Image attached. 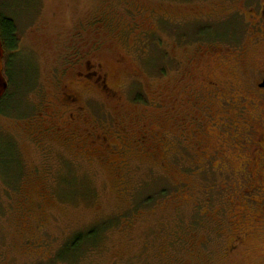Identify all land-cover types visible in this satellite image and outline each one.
Returning a JSON list of instances; mask_svg holds the SVG:
<instances>
[{
  "label": "rangeland",
  "instance_id": "rangeland-1",
  "mask_svg": "<svg viewBox=\"0 0 264 264\" xmlns=\"http://www.w3.org/2000/svg\"><path fill=\"white\" fill-rule=\"evenodd\" d=\"M261 8L264 0H0L22 66V89L0 113V264H264V161L231 159L219 172L215 157L205 170L181 138L197 95L228 118L202 81L239 90L245 76L234 68L264 63ZM235 90L224 98H246ZM214 122L205 129L220 138ZM215 137L206 151L220 149ZM93 228L97 241L59 259ZM231 242L241 245L227 256Z\"/></svg>",
  "mask_w": 264,
  "mask_h": 264
},
{
  "label": "flooded vegetation",
  "instance_id": "flooded-vegetation-1",
  "mask_svg": "<svg viewBox=\"0 0 264 264\" xmlns=\"http://www.w3.org/2000/svg\"><path fill=\"white\" fill-rule=\"evenodd\" d=\"M262 8L260 9L259 20L262 21L263 27L262 29L259 28V31L262 34L263 42L261 48L264 51V9L262 10ZM235 72H238V75L243 72L242 76H245V79L240 81L239 90H235L233 81L201 82L202 88L205 86V90L213 103L212 105L217 107V102L220 101L218 105L228 115V118H225L223 121L220 117L216 118L211 108L203 105L202 98L199 95L188 101L186 106L190 108L186 114V119L189 121V125L193 126V129L188 131L184 127L181 128V138L186 142V147H189L187 149L193 151L192 156H195V158L200 157L205 170L208 167H211V169L215 168L213 166L215 157L220 158L217 160L219 161V163H217L219 172H225V167L229 165V162H233L231 159L245 161L244 159L247 158L248 161L253 164H256L258 161H264V63L250 64V62H247L245 66L239 69L235 67L234 73ZM234 90L244 91L246 98L241 97L242 95L238 97L239 101H235V99L228 101L231 98H236L233 96L224 98L225 94L233 93ZM42 115L43 113L41 112V114H39V116H41L40 121ZM214 118V125L213 123L211 125L216 127V129L218 128V136H222L220 138L215 137L214 134L210 135L208 129H205V123L209 122L208 124H210ZM72 119L74 120V117H72ZM225 128H229L226 133L222 132V129ZM214 130V128L209 129L210 132H214ZM212 137L218 140V147H220V149H210V151H206L209 149L205 147L206 143H210L209 140H211ZM95 138L99 139L98 136H95ZM6 146L9 148V152L11 151L10 155L12 156V144L8 143ZM227 150L232 151L234 154L230 159H228ZM235 152H237V154H235ZM202 157H206V159H202ZM13 164L14 163L11 162V165ZM14 165L17 166V170H12V174H17L20 166ZM224 165L225 167H223ZM232 172L233 174L244 176L248 183V175L245 173H236L235 171ZM8 183H11V181ZM250 186L251 187L244 183L242 188H247L245 190L254 194H258V192L260 194L262 193L260 187ZM245 193L247 192H244L242 195L244 196ZM250 199L252 200L245 199V201L254 204L253 198ZM231 224L232 221L230 222V225ZM240 245V242H231L223 251L225 255L231 256Z\"/></svg>",
  "mask_w": 264,
  "mask_h": 264
},
{
  "label": "trees",
  "instance_id": "trees-1",
  "mask_svg": "<svg viewBox=\"0 0 264 264\" xmlns=\"http://www.w3.org/2000/svg\"><path fill=\"white\" fill-rule=\"evenodd\" d=\"M203 35H205L206 37H213V35H211L208 31H204ZM0 39L2 48L4 50L3 74L8 83V90L0 100V113H5L1 112L2 106L15 96L13 92H10L17 89H22V82H17L16 78L14 77L18 76L21 73H17V70L19 68L22 69V66L18 63V60L20 58V55H18L19 38L15 22L13 19L4 17L2 15H0ZM9 93L13 94V96L9 97L11 96ZM7 152L10 155L11 151L9 152V149ZM12 166L15 167L14 164ZM97 236H99V231L95 228L90 229L86 233H77L73 236V240L65 245L59 259L62 260L66 255H74L75 253H78V249L81 244L90 239L96 240Z\"/></svg>",
  "mask_w": 264,
  "mask_h": 264
},
{
  "label": "water",
  "instance_id": "water-1",
  "mask_svg": "<svg viewBox=\"0 0 264 264\" xmlns=\"http://www.w3.org/2000/svg\"><path fill=\"white\" fill-rule=\"evenodd\" d=\"M3 56H4V50L2 48V43L0 39V100L4 96L5 92L7 91V82L3 76Z\"/></svg>",
  "mask_w": 264,
  "mask_h": 264
}]
</instances>
